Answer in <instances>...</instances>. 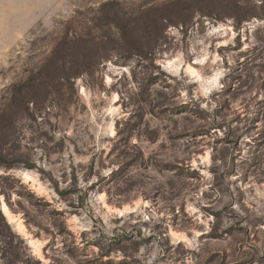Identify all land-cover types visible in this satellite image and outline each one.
Segmentation results:
<instances>
[{
    "label": "rangeland",
    "instance_id": "rangeland-1",
    "mask_svg": "<svg viewBox=\"0 0 264 264\" xmlns=\"http://www.w3.org/2000/svg\"><path fill=\"white\" fill-rule=\"evenodd\" d=\"M0 264H264V0H0Z\"/></svg>",
    "mask_w": 264,
    "mask_h": 264
}]
</instances>
